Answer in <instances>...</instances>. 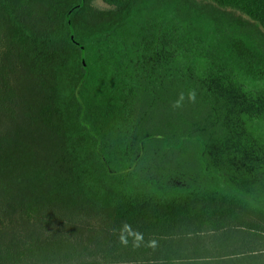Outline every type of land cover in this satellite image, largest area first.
<instances>
[{"label":"trees","instance_id":"16d2710c","mask_svg":"<svg viewBox=\"0 0 264 264\" xmlns=\"http://www.w3.org/2000/svg\"><path fill=\"white\" fill-rule=\"evenodd\" d=\"M96 1L0 0V264H264V0Z\"/></svg>","mask_w":264,"mask_h":264},{"label":"flooded vegetation","instance_id":"af4514ba","mask_svg":"<svg viewBox=\"0 0 264 264\" xmlns=\"http://www.w3.org/2000/svg\"><path fill=\"white\" fill-rule=\"evenodd\" d=\"M225 106L229 107L225 116V121L227 118V128L233 126L235 122L239 121L244 114H247L254 109L259 110L261 107L260 103L253 104L239 101L233 102L232 105L230 104ZM262 107H264V104ZM232 116L236 117V121H232V118L229 120V117ZM241 136L242 134L239 136V133L231 132L230 137H228V139L224 142L223 146L219 147L217 144H213L211 146L210 155L213 158L215 166L218 165V163H223L225 169L224 175H227V179L230 182L236 183L238 181L239 184L245 186L248 184L246 178L248 176H254L255 182L260 183L262 186L264 183V165L262 164V161L259 162L258 158H256V161L257 163L259 162V166L256 167H252L250 164H248V162L246 163L241 160L240 157L246 153L247 147L240 149L239 145H237V141H234L238 138L241 140ZM255 153L258 154L259 152L256 151ZM238 159L239 164L237 163ZM247 167L250 168V170Z\"/></svg>","mask_w":264,"mask_h":264},{"label":"rangeland","instance_id":"374dc122","mask_svg":"<svg viewBox=\"0 0 264 264\" xmlns=\"http://www.w3.org/2000/svg\"><path fill=\"white\" fill-rule=\"evenodd\" d=\"M94 6L95 7H97V8H99V9H106V8H108L109 6L105 3V2H103L102 0H99V1H96L95 3H94ZM261 102H263V103H261ZM260 102V108H259V110L258 109H254L253 111H250L249 113H251V114H253V115H259V114H261V113H263L264 114V107H262V105L264 104V101L262 100ZM256 120H258V119H256ZM258 123H264V121L262 120V122L259 120V122ZM207 127V126H206ZM206 127L205 128H202V129H198L200 132H202V131H204L205 129H206ZM245 152V151H244ZM243 152V153H244ZM255 153V151L254 150H246V153H244L240 158H241V160H243V162H248V164H250V166H252V167H256V165L254 166L253 165V163L255 162V159H252L251 157H252V155ZM239 159L237 160V163L239 164ZM247 164V165H248ZM248 168V167H247ZM249 170H250V168H248ZM246 187H248V185L246 184L245 185ZM240 188V187H239ZM254 191H261L262 193H263V196H264V187L263 188H261V189H255ZM249 192V191H248ZM255 197H258V195H256L255 194Z\"/></svg>","mask_w":264,"mask_h":264},{"label":"crops","instance_id":"0c3cea01","mask_svg":"<svg viewBox=\"0 0 264 264\" xmlns=\"http://www.w3.org/2000/svg\"><path fill=\"white\" fill-rule=\"evenodd\" d=\"M193 230H195L196 232L201 230L202 232L206 233L205 235H210V233H208V231L210 230L208 226L201 227L197 224L192 225L189 223H187L185 226H180V228H175L173 230H170V232L173 233V236H175L182 233L192 234L194 232Z\"/></svg>","mask_w":264,"mask_h":264},{"label":"water","instance_id":"95a60500","mask_svg":"<svg viewBox=\"0 0 264 264\" xmlns=\"http://www.w3.org/2000/svg\"><path fill=\"white\" fill-rule=\"evenodd\" d=\"M81 53H82V62H83V64H84V60H83V53H84V50H83V48H81Z\"/></svg>","mask_w":264,"mask_h":264}]
</instances>
